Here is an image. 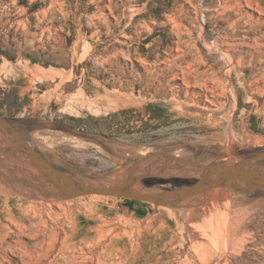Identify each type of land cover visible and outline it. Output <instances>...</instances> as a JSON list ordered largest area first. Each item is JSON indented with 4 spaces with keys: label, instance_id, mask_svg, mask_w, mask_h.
<instances>
[{
    "label": "rangeland",
    "instance_id": "rangeland-1",
    "mask_svg": "<svg viewBox=\"0 0 264 264\" xmlns=\"http://www.w3.org/2000/svg\"><path fill=\"white\" fill-rule=\"evenodd\" d=\"M0 116L87 186L264 175V0H0ZM32 167L0 153V264H264V191L60 201Z\"/></svg>",
    "mask_w": 264,
    "mask_h": 264
},
{
    "label": "water",
    "instance_id": "water-1",
    "mask_svg": "<svg viewBox=\"0 0 264 264\" xmlns=\"http://www.w3.org/2000/svg\"><path fill=\"white\" fill-rule=\"evenodd\" d=\"M0 130L7 132L14 141V145L10 148L0 146V153L8 156H23L39 172L43 181L41 183L42 187L49 190L48 193H44L41 188L37 187V191L43 193L49 199L67 201L100 195L176 207L207 192L229 188L234 183H239L237 190L244 193L264 191V175L251 172L247 161L207 165L177 157L173 158L185 166L199 169L202 172V176L197 182L177 189L141 192L135 188L138 177L132 171L123 184L87 186L77 177L55 168L31 147L8 120L1 116Z\"/></svg>",
    "mask_w": 264,
    "mask_h": 264
},
{
    "label": "bare ground",
    "instance_id": "bare-ground-1",
    "mask_svg": "<svg viewBox=\"0 0 264 264\" xmlns=\"http://www.w3.org/2000/svg\"><path fill=\"white\" fill-rule=\"evenodd\" d=\"M230 66H231V63H230ZM230 74V73H229ZM228 78V77H227ZM229 79V78H228ZM230 82V81H229ZM223 85V84H222ZM231 85V84H230ZM204 86V85H203ZM224 88V87H223ZM230 88V87H229ZM216 89V88H215ZM218 89H219V87H218ZM228 89V88H227ZM231 89V88H230ZM207 92V91H206ZM210 93H213V92H210ZM218 94V93H217ZM213 95V94H212ZM214 97V96H213ZM2 130H0V135L2 136V137H4L5 138V136L2 134L3 132H1ZM241 139V138H240ZM243 139V138H242ZM245 139V138H244ZM2 141H5L4 139H2ZM242 142H244V141H242ZM3 159H5V161L6 162H15L16 160H14L13 158H11V157H7V156H2L1 157V160L4 162V160ZM162 162H160V164H161ZM158 164V163H157ZM154 165H156V164H154ZM164 166H166V165H164ZM151 167H153V166H151ZM150 168V167H149ZM153 168H155V167H153ZM32 169L34 170V172H36V169L35 168H33L32 167ZM180 169V168H179ZM174 170V169H173ZM181 170V169H180ZM124 171V170H123ZM178 172V171H177ZM129 173H130V171H129ZM122 174V173H121ZM33 175H34V173H33ZM38 175V174H37ZM114 185V183L113 182H110V181H106V182H104L103 184H102V186H113ZM233 185H235L236 187H237V185H239V183H234ZM232 185V186H233ZM43 186V185H42ZM137 187V186H136ZM231 187V186H230ZM50 189V188H49ZM139 189H140V187H139ZM217 191H219V190H217ZM224 191V190H223ZM212 192H215V191H212ZM211 193V192H210ZM215 193H213V195H214ZM207 195H208V192H207ZM205 196V195H204ZM209 196V195H208ZM37 197V196H36ZM86 197H89V196H86ZM91 197H96V198H99V197H105L106 198V196H100V195H92ZM108 197V196H107ZM200 197V196H199ZM199 197H195L196 199H198ZM214 197V196H213ZM85 198V197H84ZM191 199H194V198H191ZM209 199V198H208ZM217 199V198H216ZM68 201V200H67ZM141 202H144V201H141ZM189 202H190V200H189ZM61 203V202H60ZM63 203V202H62ZM147 203H150V202H147ZM190 203H192V202H190ZM153 204V203H152ZM228 210V209H227Z\"/></svg>",
    "mask_w": 264,
    "mask_h": 264
}]
</instances>
